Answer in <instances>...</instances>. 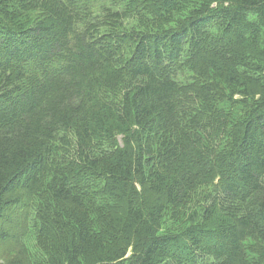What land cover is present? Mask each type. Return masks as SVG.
Masks as SVG:
<instances>
[{
    "label": "trees",
    "instance_id": "obj_1",
    "mask_svg": "<svg viewBox=\"0 0 264 264\" xmlns=\"http://www.w3.org/2000/svg\"><path fill=\"white\" fill-rule=\"evenodd\" d=\"M15 251L264 264V0H0V258Z\"/></svg>",
    "mask_w": 264,
    "mask_h": 264
},
{
    "label": "rangeland",
    "instance_id": "obj_2",
    "mask_svg": "<svg viewBox=\"0 0 264 264\" xmlns=\"http://www.w3.org/2000/svg\"><path fill=\"white\" fill-rule=\"evenodd\" d=\"M130 26V25H129ZM36 230H33V232L28 236L27 241H26V245L27 248L26 250H24V256H26L27 258H31L33 261L36 260L37 258H41L42 257V253L41 251L38 249V245H37V241H36ZM18 252L15 251L12 254H6L4 256H2L0 258V264H8V261L17 254ZM132 252H129V257L131 256ZM133 255V254H132Z\"/></svg>",
    "mask_w": 264,
    "mask_h": 264
}]
</instances>
